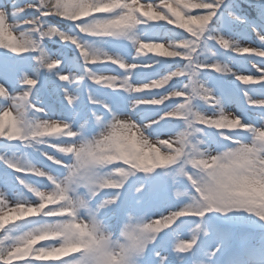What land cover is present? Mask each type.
Instances as JSON below:
<instances>
[{"label":"snow or ice","instance_id":"snow-or-ice-1","mask_svg":"<svg viewBox=\"0 0 264 264\" xmlns=\"http://www.w3.org/2000/svg\"><path fill=\"white\" fill-rule=\"evenodd\" d=\"M0 264H264V0H0Z\"/></svg>","mask_w":264,"mask_h":264},{"label":"rangeland","instance_id":"rangeland-1","mask_svg":"<svg viewBox=\"0 0 264 264\" xmlns=\"http://www.w3.org/2000/svg\"><path fill=\"white\" fill-rule=\"evenodd\" d=\"M21 2H23V0H21ZM235 109H233V111H234Z\"/></svg>","mask_w":264,"mask_h":264}]
</instances>
